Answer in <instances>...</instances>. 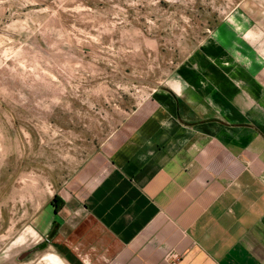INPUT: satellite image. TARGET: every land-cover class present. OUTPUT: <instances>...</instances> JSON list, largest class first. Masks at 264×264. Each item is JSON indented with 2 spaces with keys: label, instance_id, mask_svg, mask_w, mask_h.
Masks as SVG:
<instances>
[{
  "label": "rangeland",
  "instance_id": "374dc122",
  "mask_svg": "<svg viewBox=\"0 0 264 264\" xmlns=\"http://www.w3.org/2000/svg\"><path fill=\"white\" fill-rule=\"evenodd\" d=\"M203 50L264 73V0H0V264H112L86 166Z\"/></svg>",
  "mask_w": 264,
  "mask_h": 264
},
{
  "label": "crops",
  "instance_id": "0c3cea01",
  "mask_svg": "<svg viewBox=\"0 0 264 264\" xmlns=\"http://www.w3.org/2000/svg\"><path fill=\"white\" fill-rule=\"evenodd\" d=\"M202 53L86 166L112 264H264V73Z\"/></svg>",
  "mask_w": 264,
  "mask_h": 264
}]
</instances>
